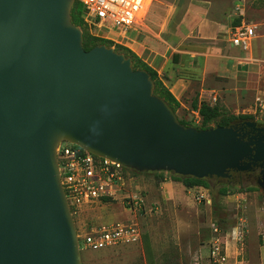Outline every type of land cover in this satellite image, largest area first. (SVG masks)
<instances>
[{"label": "water", "instance_id": "obj_1", "mask_svg": "<svg viewBox=\"0 0 264 264\" xmlns=\"http://www.w3.org/2000/svg\"><path fill=\"white\" fill-rule=\"evenodd\" d=\"M75 1L0 0V264H82L61 142L140 173L226 178L253 161L264 175V128L182 124L130 56L84 47Z\"/></svg>", "mask_w": 264, "mask_h": 264}, {"label": "rangeland", "instance_id": "obj_2", "mask_svg": "<svg viewBox=\"0 0 264 264\" xmlns=\"http://www.w3.org/2000/svg\"><path fill=\"white\" fill-rule=\"evenodd\" d=\"M202 1L203 5H208L206 1L214 5L212 10L206 13L208 19L229 23L230 28L246 22L255 25L257 37L264 33V0ZM185 3L183 0H153L152 7L161 12L167 8L169 12L173 6L180 8ZM227 6L235 7L237 12L231 16L223 15L222 12L226 11ZM204 20L205 17H201L190 30L204 25ZM88 27L91 33L98 37L125 45L120 41V37L129 27L94 18H89ZM228 35L229 40L221 34L214 41L208 40L207 44L224 46L230 42V33ZM116 44L107 46L116 48ZM255 48L264 51V36L254 41ZM118 52L123 53L121 50ZM253 56L242 57L243 63H238L236 72L220 78L223 80L220 86L223 87L219 94L203 100L220 111V115L210 123L212 127L225 116L243 114L264 123V58H259L255 53ZM177 115L198 129L204 125L202 116L193 110L192 103H188L186 107L181 106ZM127 170L132 176L138 177L137 184H141V180L147 185L142 188V195L148 201L147 210H131L127 205V198L121 195L73 213L74 221L79 232L104 223L134 221L142 229L143 235L148 236L151 253L149 254L143 241L98 251L86 248L81 241L82 264H191L197 260V257L179 251H203L207 254L206 261H210L208 254L215 237L213 225L222 233L235 229V226L239 227L243 231L239 245L243 244L245 247L249 239L254 243V226L258 219L264 222V193L255 183L247 184L244 188L234 185L227 195H221L213 183L210 188H186L184 185L175 184L176 189L169 192L161 188L162 183L155 177L154 172L139 174L132 169ZM163 175L164 180L166 179L164 182H179L170 172H164ZM167 192L171 193L169 197ZM153 205H156L157 209H150ZM263 235L264 228L261 237Z\"/></svg>", "mask_w": 264, "mask_h": 264}, {"label": "crops", "instance_id": "obj_3", "mask_svg": "<svg viewBox=\"0 0 264 264\" xmlns=\"http://www.w3.org/2000/svg\"><path fill=\"white\" fill-rule=\"evenodd\" d=\"M183 1H186L183 7L173 6L169 12L167 8L161 12L152 7L153 0H151L145 19L139 24L130 26L126 33L120 37V41L122 40L121 42L155 69L181 106L186 107L194 100L198 99L201 103L204 99L219 94L223 87L220 86L223 82L220 78L236 72L238 63H243L242 57L252 58L255 53L259 58H264V51L259 48L254 49V41L262 38L264 33L259 34L258 37L256 35L248 52L241 51L232 45L231 31L236 25L246 22L233 25L230 28L229 23H220L206 17V13L211 11L214 6L212 2L206 1L205 3L208 5H203L202 0ZM225 10L222 14L227 16L237 12L235 7L228 8L227 6ZM201 17H205V24L198 29L190 30ZM162 20L163 22H161ZM229 33L230 42L228 44L224 46L207 44L208 40L214 41L221 34L226 40H229ZM129 175V183L119 196L141 198L144 201L141 210H147L148 201L142 195V188H146L147 185L145 186L141 180V184H137L138 177L132 176L130 172ZM165 180L159 181L162 183L161 188L165 191L171 192V189H176L175 184L184 185L180 180H177L179 182H164ZM169 192H167L168 197L171 195ZM155 206L153 205L150 209H157ZM263 228V220L258 219L254 226L256 231H254V243H251L249 239V243L245 247L243 244L239 245L238 242L239 227L235 226V229L227 231L225 234L227 260L224 264H264V235L261 237ZM145 235L139 242L143 241L146 246ZM148 242L150 245L149 239ZM179 252L197 257V260L191 264H216L212 261L210 253L208 254L210 261H206L207 254L203 251Z\"/></svg>", "mask_w": 264, "mask_h": 264}, {"label": "built area", "instance_id": "obj_4", "mask_svg": "<svg viewBox=\"0 0 264 264\" xmlns=\"http://www.w3.org/2000/svg\"><path fill=\"white\" fill-rule=\"evenodd\" d=\"M85 6V21L89 18L110 21L114 25L130 27L141 23L149 10L151 0H81ZM256 27L243 23L231 31V43L241 51H249L255 39ZM61 181L72 213L93 207L98 202L116 199L129 183L130 175L120 163L92 154L78 145L64 141L57 147ZM131 210H141V198H127ZM210 202V201H209ZM210 256L214 263L227 260L225 234L216 226ZM143 231L134 222L114 221L90 226L78 231L84 246L98 251L123 244L137 243ZM243 231L238 230L241 243Z\"/></svg>", "mask_w": 264, "mask_h": 264}, {"label": "trees", "instance_id": "obj_5", "mask_svg": "<svg viewBox=\"0 0 264 264\" xmlns=\"http://www.w3.org/2000/svg\"><path fill=\"white\" fill-rule=\"evenodd\" d=\"M85 6L84 3L81 0H76L74 3V6L72 8L71 16H72V21L81 26L83 29V34H84V47L89 50L92 47L98 45V44H106L109 46H112L114 41H111L106 38L98 37L91 33L88 23L85 21ZM117 51H122L125 53L127 56H130L133 60V65L136 69H146L150 74L151 77L154 81L155 87H154V92L165 99L167 103L171 106V108L175 111V113L178 112V109L181 107V103L176 99V97L171 93V91L168 89V87L165 86L163 83L162 79L160 78L158 72L153 69L150 65H148L139 55H137L133 50H131L129 47L123 45V44H116ZM192 108L193 110L197 111L203 118V123L204 125L199 128V129H206L212 127L210 123L214 121L219 115L220 111L216 106H212L211 104L202 101L201 103L197 100H194L192 103ZM179 118V117H178ZM253 117L250 115H232V116H225L223 117L220 121H218L217 124L220 126H231L234 122L238 120H246V119H252ZM179 121L186 125L190 126L189 122L179 118ZM135 171V170H133ZM137 172V171H135ZM140 173V172H137ZM155 176L158 178L159 181L164 180V171L162 172H154ZM173 177L176 179L180 180L183 182V184L187 188H194L197 186H202L204 188H210L212 186V183L218 187V192L221 195H227L228 192L230 191L229 186L224 184L221 181H218L216 177H209V178H196L193 176H181L177 175L174 172H170ZM216 178V180H214ZM215 213L218 215V212L214 210ZM226 232V231H225ZM144 241L147 247V250L150 251V245L148 242V236L145 235Z\"/></svg>", "mask_w": 264, "mask_h": 264}, {"label": "flooded vegetation", "instance_id": "obj_6", "mask_svg": "<svg viewBox=\"0 0 264 264\" xmlns=\"http://www.w3.org/2000/svg\"><path fill=\"white\" fill-rule=\"evenodd\" d=\"M248 123H253L248 124ZM231 126H235L245 134L246 140H259V138L262 136V132L260 131L261 128H264V123L252 119H246V120H238L234 122ZM249 161V160H248ZM252 167L247 170H230L229 177L226 178H218V181L223 182L229 187H232L234 185H238L241 188H244L247 184L255 183L256 186L264 193V175L261 173L262 167L261 162L254 163L251 161ZM216 178L214 180H216ZM249 185V186H250Z\"/></svg>", "mask_w": 264, "mask_h": 264}]
</instances>
